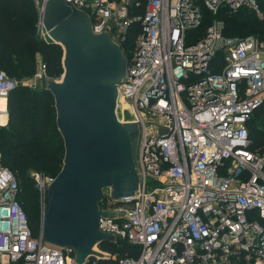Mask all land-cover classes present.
<instances>
[{"label":"built area","instance_id":"obj_1","mask_svg":"<svg viewBox=\"0 0 264 264\" xmlns=\"http://www.w3.org/2000/svg\"><path fill=\"white\" fill-rule=\"evenodd\" d=\"M46 1L31 0L41 41L49 39ZM67 1L121 51L134 34L116 116L138 126L140 186L120 198L104 190L99 208L111 215L97 221L139 247L118 264H264V154L248 149V123L264 107V41L226 38L214 18L246 7L262 19L258 0ZM44 77L41 63L32 85ZM17 86L0 70V99ZM54 178L32 174L40 226ZM19 193L16 175L0 165V264H74L72 248L45 243L40 226L32 235Z\"/></svg>","mask_w":264,"mask_h":264},{"label":"water","instance_id":"obj_2","mask_svg":"<svg viewBox=\"0 0 264 264\" xmlns=\"http://www.w3.org/2000/svg\"><path fill=\"white\" fill-rule=\"evenodd\" d=\"M42 23L45 42L62 49L61 79L47 81L45 90L53 98L64 156L47 188L40 229L45 243L72 248L74 264H85L106 256L97 245L115 241L97 226L99 217L111 215L99 208L104 190L120 198L139 189V130L116 116L126 60L109 34L93 33L88 15L67 0H47Z\"/></svg>","mask_w":264,"mask_h":264},{"label":"trees","instance_id":"obj_3","mask_svg":"<svg viewBox=\"0 0 264 264\" xmlns=\"http://www.w3.org/2000/svg\"><path fill=\"white\" fill-rule=\"evenodd\" d=\"M264 15V0H258ZM223 22L226 38L253 36L264 41V18L256 17L253 10L242 7L236 13L219 12L215 17ZM211 17L207 18L209 21ZM36 10L31 0H0V70L9 77L31 76L40 55L46 74L62 73V49L35 37ZM204 24V23H203ZM202 24V25H203ZM133 32L128 34L122 53L126 58L132 48ZM50 92L16 88L6 98L8 122L0 126V163L10 169L19 181L17 201L25 213L33 236L38 234L40 213L37 192L27 170H40L55 177L64 156L63 141L55 124V109ZM260 118L261 126L253 120ZM248 149L264 154V107L257 108L248 123ZM59 141V142H56ZM98 249L106 256L97 264H118L122 259L136 258L139 247L126 240L102 242Z\"/></svg>","mask_w":264,"mask_h":264},{"label":"rangeland","instance_id":"obj_4","mask_svg":"<svg viewBox=\"0 0 264 264\" xmlns=\"http://www.w3.org/2000/svg\"><path fill=\"white\" fill-rule=\"evenodd\" d=\"M35 60H36V68H35L34 74L36 72H38V70L40 69V64L42 63L41 57L38 54L36 55ZM62 73H63V71H62ZM62 73L60 74V76H55V77L54 76H49L48 74H46V77H44L43 79L38 80V82H36V86L32 85L33 84V80H31L32 77L34 76V74H32L31 76L27 75L25 77H20V78L13 77V78L17 81V84H18L17 87L18 88H23V89H27V90H36L37 91V90L45 89L46 82L49 81V80L50 81H59L61 79ZM5 113H6L5 115L7 117L6 123L4 125H0V126H6L7 125V122H8L7 108H6ZM253 122L257 126H261V124H262V121L260 120V118L254 119ZM56 142H59V141H56ZM0 165H1V163H0ZM33 173H38V174H40L42 176H46V177L51 175L50 172L49 173H44L43 171L34 170V169L27 170V174H28L30 179L32 178V174ZM38 209H39V213H40L39 206H38Z\"/></svg>","mask_w":264,"mask_h":264},{"label":"bare ground","instance_id":"obj_5","mask_svg":"<svg viewBox=\"0 0 264 264\" xmlns=\"http://www.w3.org/2000/svg\"><path fill=\"white\" fill-rule=\"evenodd\" d=\"M5 99H0V123L5 122Z\"/></svg>","mask_w":264,"mask_h":264},{"label":"crops","instance_id":"obj_6","mask_svg":"<svg viewBox=\"0 0 264 264\" xmlns=\"http://www.w3.org/2000/svg\"><path fill=\"white\" fill-rule=\"evenodd\" d=\"M5 111H6V101H5ZM6 119H7V117H6V115H5V122L2 124V123H0V125H4L5 123H6Z\"/></svg>","mask_w":264,"mask_h":264}]
</instances>
